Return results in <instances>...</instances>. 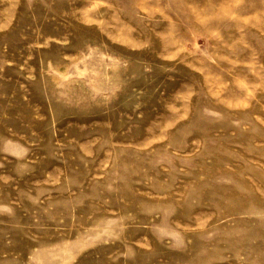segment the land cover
I'll list each match as a JSON object with an SVG mask.
<instances>
[{
    "label": "rangeland",
    "instance_id": "374dc122",
    "mask_svg": "<svg viewBox=\"0 0 264 264\" xmlns=\"http://www.w3.org/2000/svg\"><path fill=\"white\" fill-rule=\"evenodd\" d=\"M0 264H264V0H0Z\"/></svg>",
    "mask_w": 264,
    "mask_h": 264
}]
</instances>
